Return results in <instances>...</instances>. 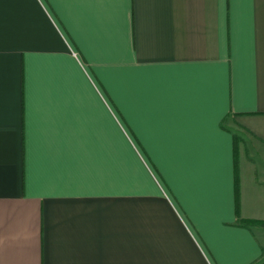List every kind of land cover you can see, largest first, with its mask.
<instances>
[{
  "label": "crops",
  "instance_id": "0c3cea01",
  "mask_svg": "<svg viewBox=\"0 0 264 264\" xmlns=\"http://www.w3.org/2000/svg\"><path fill=\"white\" fill-rule=\"evenodd\" d=\"M0 264H264V0H0Z\"/></svg>",
  "mask_w": 264,
  "mask_h": 264
},
{
  "label": "trees",
  "instance_id": "16d2710c",
  "mask_svg": "<svg viewBox=\"0 0 264 264\" xmlns=\"http://www.w3.org/2000/svg\"><path fill=\"white\" fill-rule=\"evenodd\" d=\"M236 207H237V212L239 213V184L236 178Z\"/></svg>",
  "mask_w": 264,
  "mask_h": 264
}]
</instances>
